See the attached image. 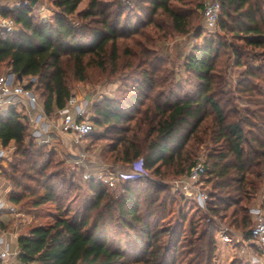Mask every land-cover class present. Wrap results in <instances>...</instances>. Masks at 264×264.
<instances>
[{
    "label": "trees",
    "instance_id": "trees-1",
    "mask_svg": "<svg viewBox=\"0 0 264 264\" xmlns=\"http://www.w3.org/2000/svg\"><path fill=\"white\" fill-rule=\"evenodd\" d=\"M83 1L48 0L55 9L51 20L33 3L1 6L17 28H0V74L11 70L16 80L26 79L49 117L68 104L73 82L86 81L90 68L118 79V92L93 105L88 137L106 143L109 155L125 165L142 160L143 173L122 178L119 190L80 178L57 158V148L34 141L23 112L0 113V140L15 145L12 159L1 164L8 199L36 219L50 218L19 235L17 259L218 264L219 224L249 238L250 201L264 186V0H220L221 34L186 56L184 80L156 45L195 28L201 0H88L79 9ZM230 57L242 68L235 89L225 77ZM203 144L209 146L205 209L173 192L168 181L189 171ZM83 191L90 201L82 215L69 216L71 201ZM189 203L199 216L186 209ZM46 204L53 210L44 213ZM228 264L246 263L236 254Z\"/></svg>",
    "mask_w": 264,
    "mask_h": 264
},
{
    "label": "built area",
    "instance_id": "built-area-1",
    "mask_svg": "<svg viewBox=\"0 0 264 264\" xmlns=\"http://www.w3.org/2000/svg\"><path fill=\"white\" fill-rule=\"evenodd\" d=\"M3 0H0V7ZM32 0H19L13 7L30 6ZM221 9L220 0H210L204 7L203 15L205 24L208 28L216 26L219 12ZM0 28L5 31H12L17 28V23L13 18L6 17L0 14ZM11 107L23 112L25 121L29 126L30 134L34 141L39 145H46L50 148H56L54 141L59 134H66L70 137L72 144H82L93 131V122L88 111L86 102H80L76 95H72L68 104L57 110L59 120L54 121L49 117L40 102L38 96L32 89L27 88L22 82H14L8 76L0 77V112ZM6 149L0 147V180L2 177L1 164L6 158ZM83 156V154H82ZM126 169L113 167L105 172H99L97 175L89 174V177L100 180L109 188H115L120 180L131 179L136 175L143 173L142 162L140 161L128 164ZM206 169V158L202 157L196 161L190 171L184 176L173 180V189L183 193L186 197H191L195 200L198 207L205 209L209 200L208 191L204 188L202 175ZM10 211L19 213L17 207L8 203L7 200L0 198V212ZM250 213L254 221V225L250 232V237L246 238L244 233L239 229H234L228 224L221 223L216 232L219 249L224 245H231L234 249L244 253L250 244L256 245L264 252V204L250 207ZM4 239L0 236V262L5 264H36L34 261L22 263L14 261L18 253L13 254L9 248L2 247ZM260 257L251 254L248 256V262H257ZM13 260V261H12Z\"/></svg>",
    "mask_w": 264,
    "mask_h": 264
},
{
    "label": "rangeland",
    "instance_id": "rangeland-1",
    "mask_svg": "<svg viewBox=\"0 0 264 264\" xmlns=\"http://www.w3.org/2000/svg\"><path fill=\"white\" fill-rule=\"evenodd\" d=\"M43 1L49 4L48 0H43ZM209 1L210 0H201L202 5L197 8V19L195 24L196 26L189 33L180 34V33L172 32L170 36L165 37L164 39L159 41L156 45V48L158 49V54L164 60H166L168 66L171 67L176 73V76L182 80L188 78V73L184 67L186 56L191 51H193L196 46L201 45L204 41L215 39L217 38L218 34H221L220 26H219L221 9L215 27L208 28L205 24L203 10L205 5ZM82 4L80 5L81 7L79 6V9L80 8L84 9L87 5V2L86 3L84 2ZM45 13L49 14L48 11H45ZM38 14L41 17L39 11ZM52 18L53 15L51 19ZM163 20L167 21L165 19ZM199 27L203 29L201 36L198 35ZM166 28L168 30V27ZM228 38L230 39L231 37L228 36ZM261 57H264V55H261ZM234 60H235L234 58L230 57L225 64L226 67L225 77L228 82V88H232V89H235L238 81L240 80V74L242 71V68L234 65ZM258 63L259 61H256L254 64L257 65ZM7 72L4 71L0 75H6ZM109 78L110 77H108L107 73L101 71L99 68L92 67L88 72V79L86 81L73 82V94L79 98L80 102L83 103L86 102V104L88 105V111L91 116L93 115V105L96 104L97 101L101 100L104 96L113 97L118 92L117 89L120 86V81L118 79H113V78L109 79ZM34 93L38 96L40 102H42L41 98L39 97V94L35 91ZM58 116L59 115L55 113L54 115L51 116V119L58 122L59 120ZM54 143H56V148L58 150L57 158L64 161V166L68 172L70 173L76 172L77 176L80 178L90 179L92 177H89L88 176L89 174L97 175L99 172H103V171L105 172L106 170L112 169L113 167H119L123 170L126 169L125 167L127 165L117 160H114V157H111L109 155V153L106 151L108 150V148L105 145L106 143L104 142L93 143L91 142V139L88 137L85 141H83L82 144L79 145L72 144V141L70 139L68 141L67 140L59 141L58 138L54 141ZM59 143H61L60 146L58 145ZM208 150H209V146L207 144H203L196 154L195 162L202 157L207 159ZM14 151H15L14 147H12V149L9 151L10 152L9 157H11V159ZM8 162L6 163L8 164ZM184 175L175 176L170 180H168L170 183V188L173 192L181 193L173 189V180H176ZM115 189L119 190V187L116 186ZM188 198L192 200L191 197ZM90 199L91 198L87 194V191H83L81 194H79L70 203L71 211L69 216H75V214L79 216L82 215L83 207L85 206L86 203L90 201ZM261 204H264V186L259 191V193L255 194L253 199L250 201L249 206L250 207L259 206ZM194 206H195L194 204L189 203L186 206V209L190 210L192 214L199 216L201 213L196 209V206L195 207ZM42 208L44 213L53 210V206L50 204H46ZM17 211L20 213V215H17V213L15 215L20 217L19 218L15 217L12 222L17 220L18 218L19 221L17 222L23 224L20 231L21 233H26L29 230V228L32 225L36 224L38 221L46 222L50 220V218L46 216H44L42 219H36V216L34 214H27L26 212H24V210L22 212L21 208L19 207H17ZM228 225L233 227L234 229H237L235 226H232L230 224ZM233 249H234L233 246H230V249H226L224 251L223 249H221L219 251V256L217 257L218 264H228L232 260L233 256L238 254V250L234 251ZM229 252L232 254H230V258L226 259L225 258L226 254L228 255ZM254 253L260 257L259 261L249 263L248 256ZM240 257L246 264H264V252H262L258 246L253 244H250V247H247L244 253L240 251Z\"/></svg>",
    "mask_w": 264,
    "mask_h": 264
},
{
    "label": "crops",
    "instance_id": "crops-1",
    "mask_svg": "<svg viewBox=\"0 0 264 264\" xmlns=\"http://www.w3.org/2000/svg\"><path fill=\"white\" fill-rule=\"evenodd\" d=\"M17 1H19V0H16V1L15 0L14 1L13 0H3L2 6L12 7ZM87 1L88 0H84L82 3H84V2L86 3ZM32 3H33V5H35L36 10H38L39 13L41 14V18L43 20H51V17L55 12V9H53L52 6L45 3L43 0H32ZM44 10L48 11L49 14H46ZM44 13H45V15H44ZM5 76H8L14 82H22L24 84V82L27 81L26 79L24 80L22 77H19V75H18L19 79L16 80L15 74L11 70H8V72L6 73ZM32 80H34V78H32ZM7 111H8L7 109H4L0 113L4 114ZM58 118H59V116H58ZM58 139H59V141H65V140L68 141L70 139V137L66 134H59ZM60 144L61 143H59L58 145L60 146ZM0 147H3L4 149H6V151H7L6 157H7L10 153L9 151L12 149V147L15 148V145L12 142L9 145L4 146L0 140ZM6 162H8V160L5 158L2 164H7ZM10 189H11L10 183L7 180H5L3 177H1V180H0V198L5 199L8 201V203L12 204L8 199ZM17 215H20V213H17ZM15 217L19 218L20 216H16L15 213H12L10 211L0 212V236L3 237V239H4V245L2 247L7 246L13 254L20 252V247L18 244V237L21 234L20 231H21V228L23 226V224L17 222V221H19L18 218H17V220L12 222ZM230 246L231 245L222 246L223 251L226 249H230ZM233 250L235 251L236 249H233ZM230 254H232V253L229 252L228 255L226 254L225 258L226 259L230 258ZM13 260L19 261L17 259V256ZM0 264H5V263L0 262Z\"/></svg>",
    "mask_w": 264,
    "mask_h": 264
},
{
    "label": "water",
    "instance_id": "water-1",
    "mask_svg": "<svg viewBox=\"0 0 264 264\" xmlns=\"http://www.w3.org/2000/svg\"><path fill=\"white\" fill-rule=\"evenodd\" d=\"M19 77H21V75H19ZM142 162V160H140V163Z\"/></svg>",
    "mask_w": 264,
    "mask_h": 264
}]
</instances>
